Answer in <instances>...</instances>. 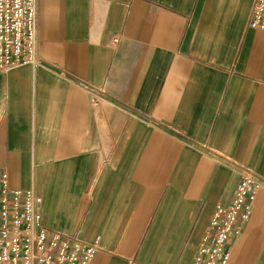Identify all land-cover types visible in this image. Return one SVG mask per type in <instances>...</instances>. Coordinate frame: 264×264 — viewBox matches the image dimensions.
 Masks as SVG:
<instances>
[{
	"label": "crops",
	"instance_id": "0c3cea01",
	"mask_svg": "<svg viewBox=\"0 0 264 264\" xmlns=\"http://www.w3.org/2000/svg\"><path fill=\"white\" fill-rule=\"evenodd\" d=\"M251 5L38 0L40 65L0 72V172L49 229L98 238L91 264H191L240 167L264 176ZM228 252L264 264V187Z\"/></svg>",
	"mask_w": 264,
	"mask_h": 264
},
{
	"label": "built area",
	"instance_id": "2783aa9c",
	"mask_svg": "<svg viewBox=\"0 0 264 264\" xmlns=\"http://www.w3.org/2000/svg\"><path fill=\"white\" fill-rule=\"evenodd\" d=\"M38 0H0V72L41 63L37 20ZM248 25L264 30V0H252ZM113 40L115 38L113 37ZM102 93L97 88L93 101ZM234 195L216 204L191 264H227L231 236L249 218L264 176L240 167ZM42 197L33 189L9 187L0 172V264H91L99 240L49 229L43 222Z\"/></svg>",
	"mask_w": 264,
	"mask_h": 264
}]
</instances>
